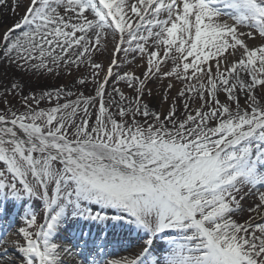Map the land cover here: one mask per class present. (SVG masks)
<instances>
[{
	"label": "snow or ice",
	"instance_id": "obj_1",
	"mask_svg": "<svg viewBox=\"0 0 264 264\" xmlns=\"http://www.w3.org/2000/svg\"><path fill=\"white\" fill-rule=\"evenodd\" d=\"M0 65V264H264V0H0Z\"/></svg>",
	"mask_w": 264,
	"mask_h": 264
},
{
	"label": "rangeland",
	"instance_id": "obj_2",
	"mask_svg": "<svg viewBox=\"0 0 264 264\" xmlns=\"http://www.w3.org/2000/svg\"><path fill=\"white\" fill-rule=\"evenodd\" d=\"M8 18H10V20L9 21H6V22L8 24H11L12 23V19H13L11 13H8ZM98 60H103V61L106 62L107 61V56L98 57ZM81 71H84V69H81ZM140 71H142V69ZM3 72H4V66L0 65V77H2ZM76 75L77 74L74 71L72 77H69V76H66V75H61V76H59L58 78H55V79H53L52 77H48L46 81H42L41 83H46L50 87H56V86H59V85H61L63 83H70L74 78H76ZM113 79H114V77H113ZM177 86H179V85H177ZM110 87H111V82L109 83V88ZM158 87H159V83L157 82L156 84H154V90L156 88H158ZM81 90L85 91V94L86 95H92V94H94L91 85H89L86 89H81ZM125 90L127 91V89H125ZM154 106L157 109L159 108L158 101H154ZM247 203H251V200H249ZM162 241L163 240L159 241L158 243H163Z\"/></svg>",
	"mask_w": 264,
	"mask_h": 264
},
{
	"label": "bare ground",
	"instance_id": "obj_3",
	"mask_svg": "<svg viewBox=\"0 0 264 264\" xmlns=\"http://www.w3.org/2000/svg\"><path fill=\"white\" fill-rule=\"evenodd\" d=\"M9 20H10V18L7 19V21H9ZM162 242H163V243H160V244H164V241H162Z\"/></svg>",
	"mask_w": 264,
	"mask_h": 264
}]
</instances>
